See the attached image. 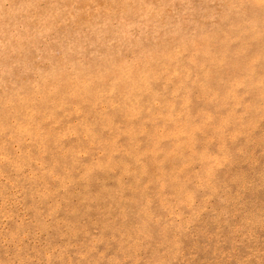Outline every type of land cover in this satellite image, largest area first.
I'll list each match as a JSON object with an SVG mask.
<instances>
[{
  "label": "rangeland",
  "instance_id": "1",
  "mask_svg": "<svg viewBox=\"0 0 264 264\" xmlns=\"http://www.w3.org/2000/svg\"><path fill=\"white\" fill-rule=\"evenodd\" d=\"M0 264H264V0H0Z\"/></svg>",
  "mask_w": 264,
  "mask_h": 264
}]
</instances>
